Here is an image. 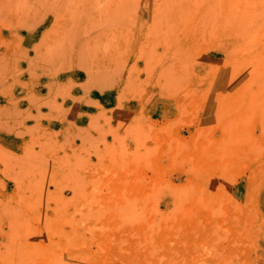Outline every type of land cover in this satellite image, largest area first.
I'll return each mask as SVG.
<instances>
[{
  "label": "rangeland",
  "instance_id": "374dc122",
  "mask_svg": "<svg viewBox=\"0 0 264 264\" xmlns=\"http://www.w3.org/2000/svg\"><path fill=\"white\" fill-rule=\"evenodd\" d=\"M0 264H264V0H0Z\"/></svg>",
  "mask_w": 264,
  "mask_h": 264
}]
</instances>
